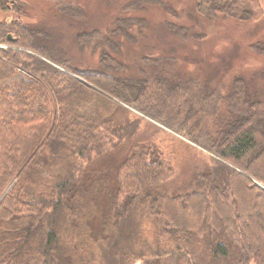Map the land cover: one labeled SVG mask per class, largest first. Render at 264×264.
<instances>
[{
  "label": "trees",
  "instance_id": "16d2710c",
  "mask_svg": "<svg viewBox=\"0 0 264 264\" xmlns=\"http://www.w3.org/2000/svg\"><path fill=\"white\" fill-rule=\"evenodd\" d=\"M260 1L194 3L204 17L245 20L261 9ZM6 3L0 0L5 10ZM140 5L131 2L124 9ZM58 9L80 16L75 6L59 2ZM138 21L117 19L113 32L128 37L127 29ZM168 29L186 36L184 27L169 24ZM44 35L19 19L0 21V42L8 46L0 50V264H264V188L252 182L264 184V94H251L240 78L226 94L188 81L160 91L164 84L119 76L126 65L103 47L97 69L78 71L53 57ZM99 35L81 33L78 43L95 42ZM93 94L123 98L141 113L167 121L181 106L187 117L198 112L202 121L215 118L219 104H225L221 125L193 137L215 159L196 173L190 191L167 195L153 191L169 174L166 162L135 148L118 166L114 189L100 206L92 187L80 186L83 171L73 159L89 162L108 153L134 137L137 126L120 125L100 141L98 117L75 107ZM60 165L53 181L41 185L43 174ZM95 217L99 232L91 237L86 229ZM148 221L149 242L144 238Z\"/></svg>",
  "mask_w": 264,
  "mask_h": 264
},
{
  "label": "rangeland",
  "instance_id": "374dc122",
  "mask_svg": "<svg viewBox=\"0 0 264 264\" xmlns=\"http://www.w3.org/2000/svg\"><path fill=\"white\" fill-rule=\"evenodd\" d=\"M136 1H141L140 8L124 9ZM59 2L77 7L80 16L63 14L58 9ZM260 4L261 9L253 12L249 19L239 20L223 14L204 17L196 11L194 0H7L6 10L0 5V21L19 19L41 29L45 34L43 43L52 49L53 57L66 61L78 71L97 69L103 47L126 65L127 71L119 76L146 78L149 84L159 83V87L164 84L160 91L170 84L188 81L195 82L197 89L226 94L231 82L240 78L251 94H264V0ZM16 5L18 10L13 9ZM126 18L139 20L127 29L128 37L113 32L117 19ZM169 24L186 28V36L171 33ZM92 31L100 33L95 42L78 43L79 34ZM254 45H258L260 51L254 49ZM6 48L8 46L0 42V50ZM144 58L152 61L145 63ZM55 66L85 82L61 66ZM107 97L86 96L75 104L76 112L98 117L99 139L102 134L112 136V130L118 132L120 125L126 127L135 122L137 130L134 137L92 161L73 159L74 166L83 171L80 186L92 187L94 198L97 196L99 205L104 207L105 193L114 189L118 166L130 151L141 148L155 152L169 167V174L153 189L154 193L175 195L190 191L196 173L206 171L215 159L193 142L194 134L200 129L212 131L219 127L227 117L225 104H219L220 113L215 118L202 121L198 112L187 117V111L181 106L173 120L167 121L141 113L134 103L123 98ZM59 167L62 166L50 167L40 179L41 185L50 184ZM252 182L264 188L263 183L253 179ZM90 223L86 233L94 237L99 232L97 217ZM144 238L148 242L153 239L150 221L145 223Z\"/></svg>",
  "mask_w": 264,
  "mask_h": 264
},
{
  "label": "water",
  "instance_id": "95a60500",
  "mask_svg": "<svg viewBox=\"0 0 264 264\" xmlns=\"http://www.w3.org/2000/svg\"><path fill=\"white\" fill-rule=\"evenodd\" d=\"M8 38L11 39V35H8Z\"/></svg>",
  "mask_w": 264,
  "mask_h": 264
}]
</instances>
